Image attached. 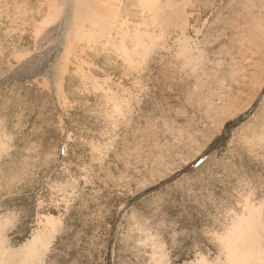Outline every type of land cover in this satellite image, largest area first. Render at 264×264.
<instances>
[{"label":"rangeland","instance_id":"obj_1","mask_svg":"<svg viewBox=\"0 0 264 264\" xmlns=\"http://www.w3.org/2000/svg\"><path fill=\"white\" fill-rule=\"evenodd\" d=\"M245 248L264 259V0H0V264Z\"/></svg>","mask_w":264,"mask_h":264},{"label":"bare ground","instance_id":"obj_2","mask_svg":"<svg viewBox=\"0 0 264 264\" xmlns=\"http://www.w3.org/2000/svg\"><path fill=\"white\" fill-rule=\"evenodd\" d=\"M159 187V186H158ZM261 225V224H260ZM256 229V228H255ZM261 230V229H260ZM253 244V243H252ZM251 245V244H250ZM248 249L247 248H245L243 251H241L240 253H241V255H239V253L237 254V252H235L234 254H233V259H235L237 262L238 261H240V262H242L243 264H254L253 263V260H252V258H251V252L249 251L247 254H246V251H247ZM235 251V250H234ZM2 259H4L3 257H2ZM262 261H264V259L263 260H261V261H259V264L260 263H262ZM263 264H264V262H263Z\"/></svg>","mask_w":264,"mask_h":264}]
</instances>
